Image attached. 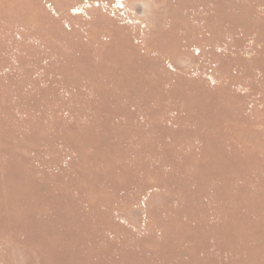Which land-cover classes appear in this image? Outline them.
Masks as SVG:
<instances>
[{
  "label": "rangeland",
  "instance_id": "rangeland-1",
  "mask_svg": "<svg viewBox=\"0 0 264 264\" xmlns=\"http://www.w3.org/2000/svg\"><path fill=\"white\" fill-rule=\"evenodd\" d=\"M0 264H264V0H0Z\"/></svg>",
  "mask_w": 264,
  "mask_h": 264
},
{
  "label": "water",
  "instance_id": "water-1",
  "mask_svg": "<svg viewBox=\"0 0 264 264\" xmlns=\"http://www.w3.org/2000/svg\"><path fill=\"white\" fill-rule=\"evenodd\" d=\"M134 7H135V5H134ZM136 7H137V8L134 9L135 12H136V13H140L141 10H142V8H143L144 6H143V4H139V3H138V4L136 5Z\"/></svg>",
  "mask_w": 264,
  "mask_h": 264
}]
</instances>
